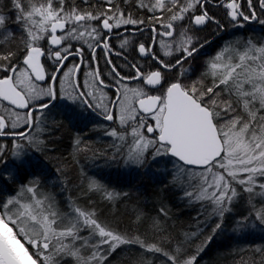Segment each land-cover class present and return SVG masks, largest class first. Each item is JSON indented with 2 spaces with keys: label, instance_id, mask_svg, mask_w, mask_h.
I'll use <instances>...</instances> for the list:
<instances>
[{
  "label": "snow or ice",
  "instance_id": "6c2138e0",
  "mask_svg": "<svg viewBox=\"0 0 264 264\" xmlns=\"http://www.w3.org/2000/svg\"><path fill=\"white\" fill-rule=\"evenodd\" d=\"M0 264H264V0H0Z\"/></svg>",
  "mask_w": 264,
  "mask_h": 264
}]
</instances>
